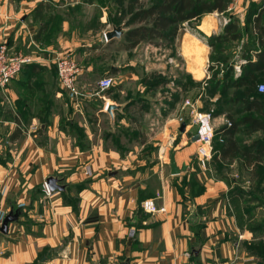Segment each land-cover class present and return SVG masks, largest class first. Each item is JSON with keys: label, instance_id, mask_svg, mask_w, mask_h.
Here are the masks:
<instances>
[{"label": "crops", "instance_id": "crops-1", "mask_svg": "<svg viewBox=\"0 0 264 264\" xmlns=\"http://www.w3.org/2000/svg\"><path fill=\"white\" fill-rule=\"evenodd\" d=\"M246 1L128 47L105 37L128 30L117 0H0V45L33 60L0 88V226L19 213L0 231V264H264V105L231 101L264 51V0ZM62 53L81 66L77 95L58 79ZM251 75L264 83L263 69ZM109 103L124 105L114 124ZM208 111L203 164L193 120ZM233 115L260 122L230 136ZM147 199L165 211L145 212Z\"/></svg>", "mask_w": 264, "mask_h": 264}, {"label": "trees", "instance_id": "trees-1", "mask_svg": "<svg viewBox=\"0 0 264 264\" xmlns=\"http://www.w3.org/2000/svg\"><path fill=\"white\" fill-rule=\"evenodd\" d=\"M227 1L156 0L148 5L140 4L139 6H135V3L138 4V0L130 1L127 10L124 11L130 15L125 22V26L128 28L124 35L125 40L128 42L127 46L135 47L141 42L170 38L178 33L184 22L197 19L206 12L223 11L227 7ZM113 18L115 22L121 23V18L116 17V15ZM210 42L213 43L212 41ZM257 57L256 61H253L251 56L247 57V63L243 66V75L235 81L240 86L245 85L246 88L242 97L235 96L231 101L237 105H243L245 110L264 105V94L257 90V85L260 82L256 84V88L254 82L248 83V81L256 79V77L251 75L252 71L264 70V51L257 53ZM241 118V120L236 121L234 115L230 116V124L223 128L224 134L228 133L227 135L232 136L236 126L247 119L254 124L260 122L252 115H246ZM261 123L253 126L258 128ZM230 145L237 149L235 142L230 143Z\"/></svg>", "mask_w": 264, "mask_h": 264}, {"label": "built area", "instance_id": "built-area-1", "mask_svg": "<svg viewBox=\"0 0 264 264\" xmlns=\"http://www.w3.org/2000/svg\"><path fill=\"white\" fill-rule=\"evenodd\" d=\"M33 60L29 56L20 53H14L10 50L6 43L0 45V88L4 89L15 77L22 71L25 65L32 63ZM54 63L57 68L58 79L61 86L70 93L77 95L76 81L77 76L81 73V66L69 54H58ZM114 85V78L106 76L101 79L99 86L101 90L110 89ZM257 90L264 94V83L257 85ZM187 105L193 106L190 101H186ZM182 120V119H181ZM212 112H197L194 115L193 123L197 125V141L200 143V153L202 155V163L208 159V150L211 149L215 137V129L212 125ZM142 208L147 213L164 212V207H158L154 199H147L142 202ZM106 264H117L110 261Z\"/></svg>", "mask_w": 264, "mask_h": 264}, {"label": "water", "instance_id": "water-1", "mask_svg": "<svg viewBox=\"0 0 264 264\" xmlns=\"http://www.w3.org/2000/svg\"><path fill=\"white\" fill-rule=\"evenodd\" d=\"M126 33L124 27L122 25H119V26H115L111 31H108L106 34H105V37H106V40H111V39H114V38H121L122 36H124ZM124 107V105H119L117 103H109L108 106H107V112L109 113V115L111 116L112 118V123L114 124V111L115 110H119L121 111L122 108ZM197 139V136L196 138ZM171 166H172V172L174 174L178 173V169L176 168V165H175V161L174 159L172 158V161H171ZM57 179L54 178V177H50L48 180H47V186L49 188V190H54L55 188H61L59 187L58 183H57ZM18 211L17 212H14V211H11L3 220L1 226H0V231L2 233H5L7 234L8 233V229H9V224L14 222V221H17L18 220Z\"/></svg>", "mask_w": 264, "mask_h": 264}, {"label": "rangeland", "instance_id": "rangeland-1", "mask_svg": "<svg viewBox=\"0 0 264 264\" xmlns=\"http://www.w3.org/2000/svg\"><path fill=\"white\" fill-rule=\"evenodd\" d=\"M130 1H135V0H119L117 3L115 4H111V12L116 15V17L118 18H121V23H124L128 20L129 18V14L124 12L127 10L128 8V5H129V2ZM153 1H156V0H138V4L135 3V6H139L140 4H150L152 3ZM264 3V2H263ZM245 5H251V2H249L248 0L244 3ZM262 5V3L260 2L259 3V6ZM111 13V14H112ZM112 14L111 17H113L114 15ZM115 17V16H114ZM119 20V19H118ZM125 26V25H124ZM126 28V26H125ZM74 57V56H73ZM76 59V58H75ZM150 60L151 61V58L150 59H147V61ZM77 61V60H76ZM78 62V61H77ZM79 64V63H78ZM80 65V64H79ZM159 81H162V79H160ZM206 98L203 99L202 101V104H203V107H208V105L206 104V101H204ZM209 112V111H208Z\"/></svg>", "mask_w": 264, "mask_h": 264}]
</instances>
